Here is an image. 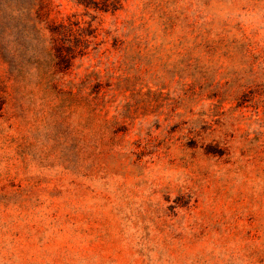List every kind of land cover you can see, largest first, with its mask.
Returning a JSON list of instances; mask_svg holds the SVG:
<instances>
[{
  "label": "rangeland",
  "instance_id": "rangeland-1",
  "mask_svg": "<svg viewBox=\"0 0 264 264\" xmlns=\"http://www.w3.org/2000/svg\"><path fill=\"white\" fill-rule=\"evenodd\" d=\"M1 103L0 264H264V0H0Z\"/></svg>",
  "mask_w": 264,
  "mask_h": 264
},
{
  "label": "trees",
  "instance_id": "trees-1",
  "mask_svg": "<svg viewBox=\"0 0 264 264\" xmlns=\"http://www.w3.org/2000/svg\"><path fill=\"white\" fill-rule=\"evenodd\" d=\"M40 12L37 30L42 37L45 32L49 34L48 44L51 51L54 52L52 58L54 73L65 75L77 58L86 55L91 44L89 39L92 34H86L79 22L66 24L65 22L49 21L48 15L42 13V10ZM74 26L78 27L76 31ZM2 105L3 103L0 104L1 107Z\"/></svg>",
  "mask_w": 264,
  "mask_h": 264
}]
</instances>
